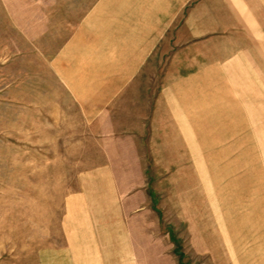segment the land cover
<instances>
[{"label": "crops", "instance_id": "crops-1", "mask_svg": "<svg viewBox=\"0 0 264 264\" xmlns=\"http://www.w3.org/2000/svg\"><path fill=\"white\" fill-rule=\"evenodd\" d=\"M70 5L69 33L46 57L40 76L50 86L37 88L35 104L38 143L82 162L51 264H186L149 160L164 158L156 146L170 142L167 129L198 128V117L232 111L222 105L236 95L262 94L264 0ZM241 193L229 198L242 232L232 226L227 263L264 264V186Z\"/></svg>", "mask_w": 264, "mask_h": 264}, {"label": "rangeland", "instance_id": "rangeland-1", "mask_svg": "<svg viewBox=\"0 0 264 264\" xmlns=\"http://www.w3.org/2000/svg\"><path fill=\"white\" fill-rule=\"evenodd\" d=\"M71 2L0 0V264H51L66 196L78 186L82 162L52 155L35 126L43 98L37 88L50 86L41 68L69 33ZM261 93L251 102L236 95L222 105L232 111L198 117V128L167 129L170 142L155 145L165 154L149 160L150 181L165 190L166 218L186 264H228L232 226L242 232L232 223L230 197L241 202L244 188L264 186Z\"/></svg>", "mask_w": 264, "mask_h": 264}]
</instances>
